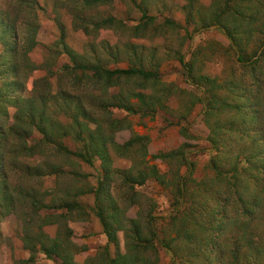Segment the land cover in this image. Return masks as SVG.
<instances>
[{
    "label": "rangeland",
    "instance_id": "374dc122",
    "mask_svg": "<svg viewBox=\"0 0 264 264\" xmlns=\"http://www.w3.org/2000/svg\"><path fill=\"white\" fill-rule=\"evenodd\" d=\"M19 1L0 0L18 22L31 13ZM37 1L36 46L29 53L35 67L20 60L19 76L14 75L16 83L9 87H4L8 81L4 71L0 75V89H8L6 96L10 95L0 99L5 124L0 143L6 147L0 171L15 200V209L6 210L0 187V264H109L120 254L127 256L125 264H264V0ZM236 8L245 10L243 21ZM112 18L115 23L107 26L104 21ZM225 24L241 33L245 30L238 36L242 52L225 33ZM138 25L146 26L137 29ZM133 45L144 67L158 72L157 80L121 79L104 89V83L78 85L62 72L64 66L75 65L67 48L82 62L93 60L115 69L133 64L129 57ZM3 51L0 43V54ZM46 90L54 92L59 104L67 101L74 106L81 93L102 131L113 133L116 147L142 137L140 146L136 142L125 150L127 156L117 153L112 143L109 146L115 172L105 204L112 212L111 222L121 226L119 248L107 247L96 214L102 160L88 165L68 159L63 161L65 173L31 178L28 166L44 155L30 157L27 146L42 145V135L34 130L22 140L25 137L9 131L19 112L9 100L23 98L25 110L37 105ZM139 91L148 95L147 102L131 97L132 111L125 103L111 105ZM57 114L61 123L72 121L65 111ZM24 118L27 123L32 119ZM115 120L118 127L113 130L110 123ZM97 126L90 124L94 130ZM214 140L221 144V152ZM62 141L71 149L79 144L72 133ZM22 145L23 149H14ZM238 161L245 168L232 185L230 167ZM152 166L165 175V183L150 177L144 185H129L140 168L150 172ZM32 195L57 202L42 209L33 205ZM253 197L258 206L252 204ZM241 199L250 202L247 209ZM66 203L82 207L69 209L62 206ZM45 219L51 222L44 223ZM138 227L145 238L140 243L132 239ZM55 239L62 246L49 256L44 245L52 249ZM64 247L73 252L67 262Z\"/></svg>",
    "mask_w": 264,
    "mask_h": 264
},
{
    "label": "trees",
    "instance_id": "16d2710c",
    "mask_svg": "<svg viewBox=\"0 0 264 264\" xmlns=\"http://www.w3.org/2000/svg\"><path fill=\"white\" fill-rule=\"evenodd\" d=\"M250 1L251 0H248V2ZM19 2L20 5L23 6V8L26 7L31 11L27 20H22L20 22H18L20 19L17 16H14L7 7L0 6V43L4 46V51L0 54V75L2 71H4V78L8 79L4 87H9V85L16 83V79L19 76L17 68L20 69V60L26 59L27 61H29L27 66L28 68H30V63H32L33 68L35 67L33 62L30 60L29 53L36 46L35 37L39 25L37 15L38 1L20 0ZM96 2H99V0H88V3L95 4ZM250 8L251 6L247 7V9ZM236 13L241 21H243V17H246L245 10L236 8ZM145 17H147L146 12H144L143 18ZM104 23H106L107 26H111L115 23V18L105 20ZM226 25L227 24H225L224 26V28L226 29L225 33L229 36L230 39L233 40V43L237 45L242 52L243 47H240L239 45L238 36L244 34L245 30L241 33L240 31H238V28H235V26L227 27ZM143 26L146 25H138L136 28L141 29ZM85 27L88 28L87 26ZM96 27H99V25L97 24ZM66 52L69 59L74 62L75 65L72 66L70 64L64 66L62 72L65 75L72 76L75 81H78V85L86 84L88 86L90 82H93L96 85H102L104 83L107 85L104 89H108L113 85H118L121 79L131 80L133 78H144L147 80H157L159 78V74L156 70H151L144 67L143 57L142 55H139L135 45H133L129 49V57L131 61H133V64L128 68L110 69L103 65L101 66L98 62H95L93 60H86L85 62H82L75 56L72 50L67 48ZM2 57H4L5 60L2 59ZM137 61V64L139 66L135 65ZM181 61L182 63H184L188 72L191 73L192 68L190 67V65H187L184 62L183 58H181ZM40 81H44V86L46 85V83L49 86V82L47 79L42 78L40 79ZM4 87L0 89V99H7L8 97H10V95L6 96V93L9 91L8 89L1 91L4 89ZM85 95L90 96V94ZM131 97H137L140 103L144 104L145 102H147L148 95L142 91L134 92L133 94H127V96L120 97V102H117L116 100L111 102V105H120L123 107L122 103H125V107L128 110L132 111L133 105L131 102ZM65 98H68V96H65ZM32 99H30V101ZM39 99L40 100H37V105L27 107L25 108V110L24 107L21 106L24 102L23 98H20L18 100L17 98H12L11 100H9L11 103L15 102V105L19 107V112H17L16 114L15 124L10 127L11 129L9 131L14 132L20 138L25 137L22 140H25L34 130H37L42 135V138L40 139L42 145L39 146L37 143L35 145H32L31 147L27 146L28 155L30 157L34 158L37 153L44 155L43 160L36 161L34 165H27L28 167H30L29 174L31 178L53 177L57 176L58 174L65 173L66 169L63 168V161H67L68 159H70L73 163H76L77 160L84 161L88 165H94V162L96 160L101 159L103 163L102 168L104 169V174H101V177L98 180L97 188L95 190L97 200L96 204L98 208L96 214L100 218V221L103 225V230L108 238L107 247L113 244L117 248H119L120 240L118 232L121 230L120 223H112L110 220L112 218V212L106 211V204L109 201L108 198L111 195L109 193L110 177H112L113 173L115 172L114 166L112 165L111 156L109 154L110 144L112 143L116 147V142L115 140H113V133L109 135L107 131H102V125L99 123L98 119L95 116L91 115V112H94L91 108V105H88L83 101L81 93H79V95L77 96L75 106L72 105L71 102L67 101L59 104V100L56 99V95L54 94V92L48 90H46L44 95L40 96ZM148 107L149 110L153 109L152 106ZM100 109L104 110L105 106H100ZM60 111H65L66 113H68L72 121L68 124L61 123V119L57 114ZM53 114H56L57 118ZM26 115H28V118H32L29 123H27L24 118V116ZM92 122H96L98 124L95 130L90 127V124ZM116 125V120L110 123V127L113 130H116V128L118 127ZM59 126L64 129L60 130ZM73 127H76V130H73ZM3 129H5V124L0 117V135L3 134ZM71 133L74 135V139L79 143L76 149H71L62 141L64 136ZM187 135L192 136L189 132H187ZM216 141L217 140H214V145L215 147L217 146L218 148H216L221 152V144L219 146L218 142ZM136 142L140 146L142 144V137L137 135L135 139L128 140L126 143L118 145L115 150L117 151V153L127 156V151L125 150L133 146V144ZM16 144H19V142H17ZM14 149H23V145L21 147H15ZM5 150V144L3 142L0 143V169L4 168V162L6 160ZM171 154L172 152L159 154V156L164 158L170 156ZM241 165L242 164L238 161L235 164H232L230 167L232 169V172L230 173L233 177L232 185H235V180L238 179L235 175H238L239 171L245 168V166ZM190 166L191 165L189 164V167ZM149 171L150 172H147L140 168L137 177L133 178V180H128L129 185L131 183V187L134 184L144 185L150 177L157 179L161 183L166 182L165 175L161 174L156 166H152ZM219 171L221 172V170ZM82 174L86 175L85 173ZM4 178L5 177L3 176V173L0 171V187H2L4 191V203L2 204L6 210H13L15 209V200L10 196L9 182ZM180 188V194L181 196H183L185 190L182 186H180ZM251 199V201H253L252 204H255L256 206L259 205L257 204L258 199L256 197H253ZM42 200L36 198L35 195H32L33 205L36 207H42V209L52 207L54 205H52L51 203L57 202V199L53 200L52 202ZM243 201L246 203L245 207L247 209V206L250 205V202L247 199ZM62 206H67L69 209L82 207V205L78 203H66ZM50 222L51 220L49 219L44 220V223ZM151 224H153L152 220ZM141 231L142 229L140 230V227H138L136 232L132 234V239L134 241L140 243L142 240H145V238L142 236ZM155 235L157 236L156 233ZM54 242L55 246H53L52 249H48V247L44 245L43 250L46 251L49 256H52L54 252L57 253V246H62V244L59 243V240L55 239ZM64 242L63 245L68 244L66 240H64ZM64 250V253H66L64 254V256H66L65 261L67 262L70 260L71 254L73 255V252L69 249L68 250L70 252H68L65 247ZM126 261L127 256L123 257V255L120 254L118 255V257L110 258L109 264H125ZM254 264L261 263L255 262Z\"/></svg>",
    "mask_w": 264,
    "mask_h": 264
}]
</instances>
